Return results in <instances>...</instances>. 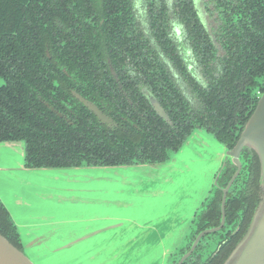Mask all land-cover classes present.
<instances>
[{"label":"trees","instance_id":"16d2710c","mask_svg":"<svg viewBox=\"0 0 264 264\" xmlns=\"http://www.w3.org/2000/svg\"><path fill=\"white\" fill-rule=\"evenodd\" d=\"M214 1L223 15L219 36L227 56L219 61V69L210 60L213 53L203 60L208 86L195 83L201 108L193 111L155 56L157 51L143 40L133 0H0V142H22L25 166L31 168L157 164L168 159L169 149L183 147L194 122L207 130L213 117H226L225 124H233L237 110L238 119L245 121L255 107L257 92L264 90V0ZM147 4L151 27L161 37L162 7L156 0H147ZM191 5V0H182L188 26L204 32ZM200 42H207V35ZM167 48L170 58L177 59L169 43ZM176 66L186 71L180 60ZM140 84L151 88L173 126L155 113ZM73 89L96 102L119 126L109 129L100 123L73 96ZM215 138L231 146L227 134L215 132ZM255 160L254 168L251 163L249 168L253 186L245 188L251 194L261 182L257 156ZM213 198L205 205L210 207L209 220L203 222L198 216L194 231L217 220ZM235 199L229 201L227 224L234 227L240 222V231L233 236L229 231L226 244L203 264L224 263L247 231L261 200L246 199L235 205ZM0 233L23 249L17 227L1 202ZM190 236L178 249L179 257L191 244ZM176 261L172 256L171 262Z\"/></svg>","mask_w":264,"mask_h":264},{"label":"rangeland","instance_id":"374dc122","mask_svg":"<svg viewBox=\"0 0 264 264\" xmlns=\"http://www.w3.org/2000/svg\"><path fill=\"white\" fill-rule=\"evenodd\" d=\"M134 4L143 19L144 0ZM21 144L0 142V199L22 225L23 250L36 264H171L226 151L200 130L160 168H31Z\"/></svg>","mask_w":264,"mask_h":264},{"label":"flooded vegetation","instance_id":"af4514ba","mask_svg":"<svg viewBox=\"0 0 264 264\" xmlns=\"http://www.w3.org/2000/svg\"><path fill=\"white\" fill-rule=\"evenodd\" d=\"M157 3H160V7L162 10L160 11V20L163 24L164 33L161 37L155 35V30L151 27L150 16H149V6L147 4V0H144V9H143V19L139 17V14L136 10V6L134 4V16L136 19V26L139 30L144 34L143 40H148L149 44L152 45L156 52L157 59L161 61L165 67L167 68L168 73L174 83V85L181 92L183 100L186 101L192 110H199L201 108V101L199 99L198 91L195 89V83L199 84L203 88H207L208 86V78L204 73V67L202 65L203 60L207 59L213 53V57H211V62L215 65H219L220 62L227 56V50L222 42V38L219 36V31L221 30V25L223 24V15L220 12V5H218L214 0H191L192 8L194 13L196 14L197 24H201L204 32L199 30L200 27H197L198 31H193L188 26V22L185 19V13L183 8L181 7L182 0H156ZM134 3V0H133ZM212 16V17H211ZM210 18H213L214 24H210ZM143 21L144 24L141 22ZM223 26V25H222ZM201 35V37H200ZM207 35V42H200L201 38ZM167 43L170 44V49H173V57L177 56V59L170 58L172 53H167ZM211 46V48H210ZM199 47L202 48V51H199ZM211 51V52H210ZM149 56V55H147ZM154 56V55H151ZM180 60L184 67L186 68L185 72L179 70L176 66V62ZM178 65V64H177ZM64 72L67 73V70L64 69ZM111 73L113 76L117 77L116 71L111 67ZM150 75V74H148ZM118 80V78H117ZM140 91L147 98L149 104L155 111V113L163 119L164 123L168 126H173V121L168 114L166 108L161 103V101L155 96L151 88H149L145 84H140ZM263 91L257 92V102L252 111L254 112L257 103L261 97ZM73 96L84 105L86 109H88L91 113H93L98 121L103 125L107 126L109 129H114L119 126V123L114 119L113 116L106 113L102 107H100L96 102L87 98L76 89L72 90ZM126 95L127 93L124 92ZM128 102L130 105H134L133 101L128 98ZM154 102L158 103L161 109L164 112V115L160 114L156 109ZM91 103L96 106L98 110H100L105 116H107L110 121H104L99 115L87 104ZM47 106L58 116L63 117V113L56 109L53 105L47 103ZM240 111V110H239ZM237 112H234L233 124L231 121L228 124H225L226 117L222 120H219L218 117H213L209 120L208 124L211 129L207 130L205 127H200L197 122L193 123V128L191 129V134L187 137V139L193 135L196 131H204L211 133L215 137V132L220 134H227L229 136V144L223 145L226 150H233L241 137V134L251 117L243 121L242 118L237 117ZM194 119V115L191 116ZM194 121V120H193ZM243 121V123H242ZM221 123H223L221 125ZM186 139V140H187ZM170 152H177L175 150H168V158ZM255 156H257L259 171L261 176V163L258 154L250 147H244L241 149L238 157H230L227 160H224L220 170L215 176V181L213 183V188L210 192V195L207 197L205 202L202 204V210L200 212H196L193 223L199 218H203V222H206L210 218V207H205L208 199L214 196L213 199L216 200L217 204V212L215 214V219L211 220V225L206 226L205 228L199 230L198 232L194 231L196 227L192 228L193 231L191 236H193V240H191V244L187 245V248L184 250L183 254L179 257L177 252H174L172 255L174 259H177L176 263L180 261V259L186 255L195 242V240L203 234L196 245L195 249L191 252V254L184 260L182 264H185L193 255L199 254L194 257L193 262L190 264H203L207 259L213 257V255L226 244L228 241V233L229 236H233L238 234L240 231V222L234 227L228 226L227 224V216H228V207H230V199L236 198L235 205L241 201L246 199L255 202L262 197L263 189L261 186V182L259 183V189L251 194L247 193L248 190L245 188H252V175L249 173L250 163L252 164V169L256 164ZM236 158V159H235ZM225 166V167H224ZM260 181V180H259ZM215 188L217 189L215 191ZM243 191V192H241ZM215 192V193H214ZM242 211V210H241ZM246 216V215H245ZM195 225V224H194ZM190 236V237H191ZM201 246V247H200ZM195 252H198L194 254ZM224 252V251H223ZM220 256H222V253ZM193 258V257H192ZM173 264V262L171 263Z\"/></svg>","mask_w":264,"mask_h":264},{"label":"water","instance_id":"95a60500","mask_svg":"<svg viewBox=\"0 0 264 264\" xmlns=\"http://www.w3.org/2000/svg\"><path fill=\"white\" fill-rule=\"evenodd\" d=\"M104 121H110V119L105 116L98 108L91 103H87ZM156 109L160 114L164 115L163 110L158 103L154 102ZM15 145L18 142H3ZM23 144V143H22ZM22 152L24 155V144L22 145ZM244 147H250L258 154L261 163V186L263 189V194L259 204L257 205L255 212L253 214L250 225L236 244L232 252L229 254L227 259L223 264H264V92L257 103V106L249 118L240 139L238 140L235 148L233 150L225 151V158L227 160L231 156L238 157L240 151ZM236 159V158H235ZM157 164H149L151 167L160 168ZM128 166V165H120ZM158 166V167H156ZM79 167V166H78ZM0 202H4L0 199ZM5 205V204H4ZM6 207V206H5ZM7 208V207H6ZM8 210V208H7ZM9 211V210H8ZM10 213V212H9ZM11 215V213H10ZM12 218V216H11ZM13 220V218H12ZM14 221V220H13ZM50 221V220H48ZM17 230L21 237V242L24 247L23 237L21 230L19 229L22 225L14 221ZM50 224L51 223H47ZM32 230V229H31ZM193 243L191 250L184 255L178 264H182L184 260L191 254L198 244L201 236ZM62 248H68L67 245H63ZM0 264H36L23 249L18 248L13 243H11L3 234L0 233Z\"/></svg>","mask_w":264,"mask_h":264}]
</instances>
